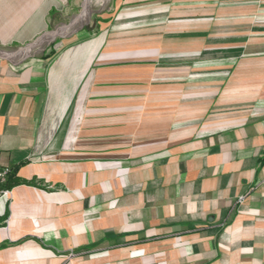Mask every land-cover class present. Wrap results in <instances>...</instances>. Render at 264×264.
<instances>
[{
    "label": "crops",
    "instance_id": "crops-1",
    "mask_svg": "<svg viewBox=\"0 0 264 264\" xmlns=\"http://www.w3.org/2000/svg\"><path fill=\"white\" fill-rule=\"evenodd\" d=\"M64 1L0 0V47ZM115 10L0 58V264H264V0Z\"/></svg>",
    "mask_w": 264,
    "mask_h": 264
},
{
    "label": "rangeland",
    "instance_id": "rangeland-1",
    "mask_svg": "<svg viewBox=\"0 0 264 264\" xmlns=\"http://www.w3.org/2000/svg\"><path fill=\"white\" fill-rule=\"evenodd\" d=\"M116 0H74L66 1L60 7H56L50 14L55 20L51 21L49 30L39 35L27 44L8 45L0 47V58L12 62L24 60L29 57H38L44 54V50L52 48L64 41L68 36L80 30H96L98 22H107L119 17V11L115 10ZM49 18V19H50ZM27 48L28 51L20 52ZM12 56V57H11Z\"/></svg>",
    "mask_w": 264,
    "mask_h": 264
},
{
    "label": "trees",
    "instance_id": "trees-1",
    "mask_svg": "<svg viewBox=\"0 0 264 264\" xmlns=\"http://www.w3.org/2000/svg\"><path fill=\"white\" fill-rule=\"evenodd\" d=\"M30 185V182H22L16 178V169L10 168V172L8 173L6 177V181L4 184L0 185V191L2 190H11L13 187H16L18 185ZM6 219V215L3 217L2 221Z\"/></svg>",
    "mask_w": 264,
    "mask_h": 264
},
{
    "label": "built area",
    "instance_id": "built-area-1",
    "mask_svg": "<svg viewBox=\"0 0 264 264\" xmlns=\"http://www.w3.org/2000/svg\"><path fill=\"white\" fill-rule=\"evenodd\" d=\"M10 172V168L8 167H0V185L4 184L6 181V177L8 173ZM7 190L0 191V194H5ZM242 201V198L240 199Z\"/></svg>",
    "mask_w": 264,
    "mask_h": 264
}]
</instances>
